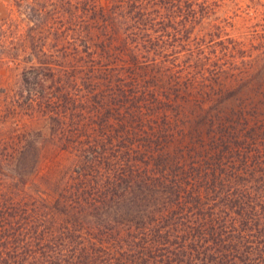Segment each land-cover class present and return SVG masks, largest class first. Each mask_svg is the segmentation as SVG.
I'll list each match as a JSON object with an SVG mask.
<instances>
[{
    "label": "trees",
    "instance_id": "1",
    "mask_svg": "<svg viewBox=\"0 0 264 264\" xmlns=\"http://www.w3.org/2000/svg\"><path fill=\"white\" fill-rule=\"evenodd\" d=\"M225 1L15 0L0 61L74 158L53 197L0 181V264H264L259 103L179 95L218 81Z\"/></svg>",
    "mask_w": 264,
    "mask_h": 264
},
{
    "label": "rangeland",
    "instance_id": "2",
    "mask_svg": "<svg viewBox=\"0 0 264 264\" xmlns=\"http://www.w3.org/2000/svg\"><path fill=\"white\" fill-rule=\"evenodd\" d=\"M10 14H18L15 0H0V24H5ZM216 19L224 30L213 43L208 39L205 49L207 56L215 57L212 64L206 62L210 63V77L218 81H198L200 90L193 88L179 95L210 99L209 92L222 101L217 106L222 114L254 98L259 109L253 112L248 105L246 114L264 118V0H226ZM19 31L21 35L28 32L25 22ZM23 66L0 61V181L12 187L17 179V186L26 185L28 195L53 197L56 183L67 177L74 157L51 140L45 118L28 112V88H35L37 81H22ZM212 86L214 91H210ZM176 142L184 143L179 138Z\"/></svg>",
    "mask_w": 264,
    "mask_h": 264
}]
</instances>
